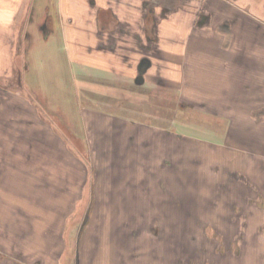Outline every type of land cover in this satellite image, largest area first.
Wrapping results in <instances>:
<instances>
[{
    "label": "rangeland",
    "instance_id": "rangeland-1",
    "mask_svg": "<svg viewBox=\"0 0 264 264\" xmlns=\"http://www.w3.org/2000/svg\"><path fill=\"white\" fill-rule=\"evenodd\" d=\"M28 1L0 0V112L16 110V97L19 101L24 94L19 81L33 82L35 89L51 98L41 96L57 113L52 120L61 129L57 139L43 136L42 143L58 144L55 154L60 161H73L59 163V183L51 200H46L49 205L41 200L32 206L29 200L27 206L26 213L41 214L40 220L33 218L37 229L41 222L43 229H58L56 241L55 236L52 240L34 236L31 230L30 240L41 237L39 244L51 247L50 255L57 256L58 264H264V54H243L247 45L250 50L264 47L261 42L257 45L259 36L264 41L258 25L245 24L250 35L243 36L241 14H234L230 27L221 23L224 16L217 6L209 7L214 13L212 23L198 29L192 22V8L170 7L154 14L139 9L131 18L121 19L112 8L92 7L97 0L84 2L91 7L82 6L81 0H32L30 7ZM60 10L62 16H72L74 24L64 25ZM81 16L93 24L78 25ZM62 29L67 31L68 49ZM50 30V37L43 38ZM195 30L202 43L190 40L186 49L173 48L170 40L161 38L146 46V31L155 38L161 32L181 35ZM84 31L98 35L99 45L111 52L106 57L117 69L115 78L125 84L105 92L117 98H101L105 76L97 68L101 53L100 57L87 53ZM232 31L233 37H219ZM128 32L135 39H122ZM145 59L150 64L142 71ZM79 60L89 65L81 67ZM85 106L148 124L138 128H157L131 137L140 145L137 153H128L131 169H127L129 162L118 168L99 167L101 154L116 156L113 150L125 140L115 137L111 143L109 136L95 139L92 135L91 147L83 134L81 112L91 113L81 111ZM30 111L27 106L26 112ZM10 123L5 120L6 126ZM115 124L120 125H107L118 127ZM81 158L93 164L89 172L93 185L97 186L98 178L106 180L104 189L114 191L110 181L117 182L124 174L137 178L139 186L154 182V191L149 192L153 205L145 209L148 215H130L144 210L135 209L133 199L103 194L93 198L90 186L89 197L80 198L86 176ZM24 159L20 163L25 170H38L42 182L45 163L36 169ZM10 188L3 187L6 192ZM124 205L127 209H121ZM14 208H19V201ZM6 233L0 234L7 242L19 240ZM52 258L47 264H53Z\"/></svg>",
    "mask_w": 264,
    "mask_h": 264
},
{
    "label": "crops",
    "instance_id": "crops-1",
    "mask_svg": "<svg viewBox=\"0 0 264 264\" xmlns=\"http://www.w3.org/2000/svg\"><path fill=\"white\" fill-rule=\"evenodd\" d=\"M69 1L74 3L73 0ZM86 1L87 0H81L80 3L83 2L81 3L83 4L82 6L91 7V5H84V2ZM92 2L94 3L95 1ZM31 3L33 4V1L29 0L27 6L30 7ZM209 3L210 6H208ZM94 5L95 6L92 7H100L101 9H114L115 13H117V16H120L121 19H126V17L131 18L135 11H137L136 14H138L139 9H144L145 11L147 10L154 14L157 11L159 12L160 9L170 7H176L179 9V11L181 7L188 10L192 8V12L194 13L192 22L193 25H198V29H201L203 24L206 25V23H212L214 13L213 11H209V7L214 10L217 6V9L219 11L221 10L220 14L224 16L221 23L225 22L227 26L230 25V27H232L234 23V14H241L240 22L242 24V32L239 34L249 37V31L244 30L245 24L252 23L258 25V35L263 34L264 39V0H97ZM178 13L180 14V12ZM62 15V11L60 10L61 22H63L64 25L74 24V18L72 16L68 14L66 16ZM77 22L78 25H84V27L87 28L90 27V24H93V22L87 20V18L85 20L84 16H81L80 19H77L76 23ZM180 22L185 23V20ZM188 22H190V20H188ZM236 22L239 23V21ZM197 30L193 31L192 33H181V35H178V33L167 34L161 32L160 34L158 33V35L156 34L155 38L152 34V36H150V34L146 31V46L147 48H150L151 40L161 38L163 40H170L172 42L171 45H173V48L177 46L180 49H186V47L189 48L188 42L190 40L193 42L197 39V45L202 43L203 37L201 34H197ZM51 34L52 30H50L46 34H43L42 36L43 38L48 39ZM218 34L221 33H217V35ZM228 34H231L232 37L234 35L232 31L229 33L225 32L224 34L219 35V37L221 38L223 36L224 38L228 39ZM62 35L64 38V47L65 49H68L69 40L66 29H62ZM83 35H85L88 40V42L85 44V47L89 45L90 48L88 49L87 53H91V55H98V57H100L101 53V65L98 64L97 67L101 68V75H105L103 77L104 80L101 78V81L104 82L103 86L101 84V98L106 95H108L109 98H117V96H112L111 94L105 92V90L107 89L113 90V87H119L121 84H125L119 82L117 78H115L117 69L113 68L111 62H109V59H107L106 57L108 55H111V52L103 48L101 44L99 45L100 37L98 35L93 36L89 31H84ZM39 38L41 37L39 36ZM102 39L103 38H101V40ZM122 39L132 40L135 38L128 32L127 35H124V38ZM261 39L262 37L260 38V36L256 39V41H258L257 45H260V42L264 44V41H260ZM92 40L95 41L94 43L96 44V53L94 52V50L92 51L90 47V43H92ZM174 40H181L182 42L181 44L180 42L174 43ZM254 51H258L259 53L262 52L263 55L264 47H262L261 45V47L252 48V50H250L247 45L246 49L244 48L243 54L253 55V53L251 52ZM68 53L70 54V61H73L72 52L68 50ZM116 55L117 53L114 54V57ZM79 65L81 67H87L89 63L85 60H79ZM19 84H21L20 89L24 94L20 96L21 99H19V101L16 97L17 104L19 103L16 110H8L6 112L4 109L0 112V120L2 119L3 121L2 125L0 124V184L2 187V189L0 190V233H2L3 230H6L9 233H6L5 236L8 235L10 238L17 235L19 240L14 243L7 242V240L3 239L2 235L0 234V264H47L48 258H52L50 255L52 249L50 246H47V244H39V238L41 237H39L36 241H31L30 239H32V235L30 230L34 232V236L41 234L43 238H48L49 240H52V238L55 236L56 241L58 229H43L41 225L42 222L40 223L39 229H37L33 222V218L36 216V214L26 213L28 209L27 206H29V200L33 201L32 206L35 204H39V201L41 200L45 204L49 205L46 200H51V196L54 192V186L56 185L57 189V185L59 183V163L67 164L68 160L60 161V159L58 158V144L55 145L52 143H42L43 136H54V138L57 139L59 132L61 133V129L58 128V126L52 120L57 119L55 117L57 113H52L53 110H51L50 106H48V102L44 104L41 100V96H45L48 101H51V98H49L44 93H40L39 90L35 89L33 82L28 81L27 79L23 78V81H19ZM22 103L24 104L23 106ZM27 106L31 108V111L29 113L26 112ZM81 108V111L83 109L91 110V113L87 115H84V113L81 112V118L84 127L83 134L84 136H86L85 138H87L90 146L93 144L91 140L92 135L93 137L95 136V139L99 137L101 138V136H109L107 142L111 141V143L112 141H114L115 137H118L119 139L123 137L125 140L124 143H119L116 149L113 150L116 156L107 158V156L101 154V163H99V167L105 168L111 166L118 168L122 165H126L125 163L129 162V164L127 163V169H131V160L127 159L129 158L128 153H137L140 148V145H138L134 141H131V137L136 138L139 135V133L137 132L147 133V131H154V129L157 128L152 126L151 128H138V124L145 126L148 124L139 123L130 117L112 111H107L105 109H98L87 106ZM5 120L12 121V123L6 126ZM109 122H119L120 125L115 124L118 127L113 128L107 125L109 124ZM121 125L122 127H119ZM161 130L175 133L173 130L166 128H163ZM62 134L65 133L62 132ZM106 150L107 149H102L101 152ZM55 152H57V155L55 154ZM121 153H124V155H121ZM22 156L26 158L24 159L25 163L27 162L29 166H33L36 169H41L42 162L45 163L44 166L46 169L42 182L37 179V176L40 173L38 170H35L34 172L25 170L24 166H22V164L20 163V159ZM15 161L18 162L17 165H15ZM68 162L73 161L69 160ZM80 163H82V168H85L86 171L83 187L81 188L82 195L80 198H85L87 195L89 197L92 191L93 198H96V194H103L107 198H114L117 200L121 199L124 201H131L133 199L136 204L134 208H140L144 210L141 212H132V214L130 215H148V212L145 209H147L146 206L151 207L153 205L154 197H152V195H149V192H151L152 194V192L154 191V182L146 181L145 183H142V186H139L137 178L131 179L124 174L120 179L121 181H110L114 183V191L104 189L103 184L106 182L105 179L103 180L104 182H102V179L98 178V181L96 183L97 186L92 184V178H90L89 172L90 167L93 166V164L88 163L83 158L80 159ZM16 166L18 167L17 171H15ZM94 166L97 165L94 164ZM88 186H90L91 191L89 190ZM3 187L5 188V190L6 187H11L10 189H8L10 192H6ZM64 195L65 199L69 196L68 192ZM14 200H16L17 202H13ZM18 201L19 208L15 209L14 206L18 205ZM143 201H145V203H143ZM123 208L127 209L125 205L121 207V209ZM40 215H37L35 217L36 220H40ZM72 245L73 244H71V246ZM69 251L70 256V254L72 253L71 251L73 250L70 249ZM2 253H5V257H2ZM54 259L53 264H58L56 255ZM66 264H74V262L69 261ZM78 264H82L81 261H79Z\"/></svg>",
    "mask_w": 264,
    "mask_h": 264
},
{
    "label": "water",
    "instance_id": "water-1",
    "mask_svg": "<svg viewBox=\"0 0 264 264\" xmlns=\"http://www.w3.org/2000/svg\"><path fill=\"white\" fill-rule=\"evenodd\" d=\"M148 65H149V61H148L147 59H145V60L143 61V63L141 64L140 69H141L142 71H144V70L148 67Z\"/></svg>",
    "mask_w": 264,
    "mask_h": 264
},
{
    "label": "flooded vegetation",
    "instance_id": "flooded-vegetation-1",
    "mask_svg": "<svg viewBox=\"0 0 264 264\" xmlns=\"http://www.w3.org/2000/svg\"><path fill=\"white\" fill-rule=\"evenodd\" d=\"M99 32H101V31H99Z\"/></svg>",
    "mask_w": 264,
    "mask_h": 264
}]
</instances>
